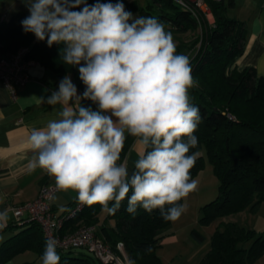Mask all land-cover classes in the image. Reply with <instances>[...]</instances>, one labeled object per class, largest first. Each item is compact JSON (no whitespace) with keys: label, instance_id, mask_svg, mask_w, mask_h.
I'll return each instance as SVG.
<instances>
[{"label":"clouds","instance_id":"9594fccd","mask_svg":"<svg viewBox=\"0 0 264 264\" xmlns=\"http://www.w3.org/2000/svg\"><path fill=\"white\" fill-rule=\"evenodd\" d=\"M22 2L29 12L21 21L23 31L46 40L49 48L62 45L60 59L78 69L85 86L78 94L65 75L57 91L33 97L60 108L57 118L32 128L28 171L42 170L58 192H74L76 202L98 204L108 215L127 198L130 214L138 207L149 213L159 209L165 221L178 220L186 210L179 202L197 189L191 169L200 155L191 152L202 117L189 94L199 86L189 56L177 53L161 21L134 17L122 0ZM254 67L264 75V57ZM84 100L96 109L83 106ZM128 136L140 146L131 173L127 157L121 162ZM9 219V209L0 211V232ZM42 264H60L54 238L46 240ZM126 264L135 261L128 258Z\"/></svg>","mask_w":264,"mask_h":264},{"label":"trees","instance_id":"16d2710c","mask_svg":"<svg viewBox=\"0 0 264 264\" xmlns=\"http://www.w3.org/2000/svg\"><path fill=\"white\" fill-rule=\"evenodd\" d=\"M95 2L88 0L89 4ZM100 2L115 3L116 0ZM208 3L214 22L210 23L202 15L200 22L205 26V37L200 45L199 38L190 43L183 40L176 45L178 54L188 51L192 55V76L199 83L198 87L189 90L192 103L199 107L202 117L194 133L198 146L191 149L200 155L191 169V176L204 166L206 157L202 152H205L220 180L218 196L207 204V211L199 218L203 226L264 200V75L258 76L251 66L239 70L234 65L243 55L247 39V23L228 13L234 6V0H208ZM154 7L158 8L157 13ZM125 10L138 12L139 16L156 17L177 32H186L199 25L196 16L174 0H152L147 6L132 1L125 4ZM27 16L18 14L17 18L13 16L0 25V44L3 45L0 52L6 48L15 52L22 46H30L29 57L59 76L72 72L83 93L85 86L79 79L78 69L66 66L60 59L62 45L54 44L49 48L46 40L38 41L33 34L23 31L21 21ZM82 105L91 106L94 110L97 107L88 100L82 101ZM134 139L127 137L121 160ZM127 204L125 198L115 215H106V222L100 226L98 235L117 252V243L123 241L128 258L135 264H164L157 248L170 221L161 217L159 209L149 213L138 207L134 214H130ZM100 211L98 204L85 206L65 222L62 232L76 230L81 225H96ZM111 219L114 223L109 222ZM191 235L197 244L207 239L197 228L192 229ZM47 239L38 222H27L26 227L0 245V264L26 250L42 256ZM148 248H151L150 252L146 251ZM57 252L60 264H114L102 262L86 248L57 247ZM263 253L264 233L236 221H221L210 237V248L200 264H253Z\"/></svg>","mask_w":264,"mask_h":264},{"label":"crops","instance_id":"0c3cea01","mask_svg":"<svg viewBox=\"0 0 264 264\" xmlns=\"http://www.w3.org/2000/svg\"><path fill=\"white\" fill-rule=\"evenodd\" d=\"M231 9L234 11L232 17L247 23L245 51L234 65L239 70L248 66L255 68L257 62L264 57V0H234V6ZM231 9L229 8L228 13ZM18 14L29 15L22 0H0V17L5 15L6 22L10 21L13 16L17 18ZM132 14L134 17L139 16L138 12ZM0 46H3L2 43ZM10 53H13L10 48L0 52L4 55ZM36 61L37 65L32 69L33 78L17 87L16 96H13L8 86L0 80V199L3 201L0 203V211L7 208L10 216L7 227L0 232V237H3L0 239V245L27 226V222L17 221L12 207L34 200L42 184L54 183V179L42 170L29 172L27 168L28 161L33 154L27 143L32 128H41L47 120L57 118L56 111L60 108L59 105L54 108L46 103H38L33 97L51 95L53 91L58 90L59 82L63 79L62 76L38 60ZM66 75H70L77 86L78 94H82L78 85L79 80L74 74L69 72ZM139 151L140 146L135 143L134 139L121 160L123 162L127 157L129 173L133 170V162ZM75 196L76 194L71 191H57L52 203L56 212L63 213L70 209L76 201ZM61 206L65 209L64 211L60 210ZM105 222L99 218L96 225L101 226ZM109 222L114 223V220L111 219ZM11 224L16 225L11 227ZM207 242L208 239L201 244ZM16 257L3 264H21L16 261ZM38 259H42L40 255H37L36 260ZM24 263H27V260H24Z\"/></svg>","mask_w":264,"mask_h":264},{"label":"rangeland","instance_id":"374dc122","mask_svg":"<svg viewBox=\"0 0 264 264\" xmlns=\"http://www.w3.org/2000/svg\"><path fill=\"white\" fill-rule=\"evenodd\" d=\"M132 1H137L141 5L147 6L152 0H122L124 5ZM154 8V12L157 13L158 8ZM229 14L230 16L234 15L233 9L229 11ZM208 20L210 23L214 22L213 11ZM198 24L197 28L186 32L173 31L169 25L165 26V29L172 33L176 45L180 44L183 40L190 43L196 38L200 39V45L202 39L205 37V26L202 22ZM184 53L188 54L189 58H191L192 55L188 51ZM202 154L206 157L205 164L192 177L197 181V189L182 200L181 204L186 209L182 216L176 221H170L162 232L163 238L161 245L157 248V254L161 257L164 264H200L201 258L210 248V237L220 225L221 221H236L248 228L255 229L259 233H264V200L255 206L250 205L238 212L219 217L208 226H203L199 223V218L207 211V204L218 196L220 183L218 176L214 172L212 163L208 160L205 152H202ZM106 215L102 211L98 214L102 222L106 219ZM97 228L100 230L99 225H97ZM193 228H197L205 234L209 243H195L191 235ZM205 246L207 250H205ZM119 254L121 255L122 263L126 264L128 255L125 245L123 251L119 250ZM37 255L33 250H26L16 254L14 257L17 256L16 261L21 262V264H23L24 260H27V263L24 264H42V259L36 260ZM253 264H264V253L258 256Z\"/></svg>","mask_w":264,"mask_h":264},{"label":"built area","instance_id":"2783aa9c","mask_svg":"<svg viewBox=\"0 0 264 264\" xmlns=\"http://www.w3.org/2000/svg\"><path fill=\"white\" fill-rule=\"evenodd\" d=\"M174 1L190 10L199 22L202 15L208 19L212 15L208 0ZM6 20V16L2 15L0 25ZM29 50L30 46H22L9 55L0 54V80L8 86L13 96L17 95L18 86L24 85L33 78L32 69L37 65V61L29 57ZM56 192L55 183L42 184L34 200L12 207L17 221L34 220L38 222L47 238H54L57 241V247L62 249L86 248L104 263L123 264L119 252L98 235L97 225H81L76 230L62 232L65 222L75 217L86 205L75 201L70 209L57 213L52 204ZM116 248L118 251H123L124 242L119 241Z\"/></svg>","mask_w":264,"mask_h":264}]
</instances>
